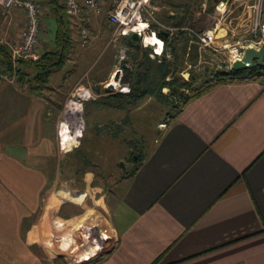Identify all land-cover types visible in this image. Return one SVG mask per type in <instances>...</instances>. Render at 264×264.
Listing matches in <instances>:
<instances>
[{
  "label": "crops",
  "instance_id": "0c3cea01",
  "mask_svg": "<svg viewBox=\"0 0 264 264\" xmlns=\"http://www.w3.org/2000/svg\"><path fill=\"white\" fill-rule=\"evenodd\" d=\"M34 1L57 32L54 0ZM25 23L24 11L4 21L0 9V45L18 43ZM52 36L41 37L40 54L55 49ZM2 94L28 113L0 131V264H62L47 246L50 220L76 215L64 216L66 198L41 167L52 157L53 99L0 81ZM144 155L109 209L99 201L118 238L89 264H264V76L190 99Z\"/></svg>",
  "mask_w": 264,
  "mask_h": 264
},
{
  "label": "rangeland",
  "instance_id": "374dc122",
  "mask_svg": "<svg viewBox=\"0 0 264 264\" xmlns=\"http://www.w3.org/2000/svg\"><path fill=\"white\" fill-rule=\"evenodd\" d=\"M215 1L145 0L141 20L149 21L152 31L169 34L164 40V54L155 58L153 48L144 46L143 40L137 43L138 51L129 46V37L115 40L113 34L118 26L109 20L115 0L101 13H92L87 19L92 38L85 46L81 38L82 19H71L78 25L73 30L75 43L67 64L53 73L50 89L44 93L46 99H53L51 103L55 108L51 109L50 116L52 157L47 160L48 164L41 166L52 177L55 194L66 198L64 216L76 215L68 222L57 215L53 216L54 221L50 220L51 242L47 246L62 264H89L114 248L118 235L106 227L99 201L105 199L104 205L109 209L111 197L121 194L124 181L139 160H143L160 132L166 130L169 121L185 105L182 97L173 96L168 88L162 89L163 98L158 97L161 80L155 75L156 65L166 60L173 76L192 83L190 90H184V96H193L207 83L215 82L217 72L232 70L229 51L216 53L203 49L198 37L216 30L220 38L227 35L218 41L220 45H230V50L264 38V3L260 7L262 23L255 35L258 11L253 9L254 0L229 3L226 12L217 10L223 1L213 8ZM46 17L47 12H44L45 28L41 37L53 34L54 39L55 21ZM150 38L145 40L146 44L153 42L148 46L162 45L161 40ZM124 51L128 60L122 62ZM147 53L154 64L148 66L151 70L146 82L137 88L134 87L135 71ZM147 65L146 62L143 69ZM117 70L124 71L123 79L129 76L127 81L121 82L122 86L110 85ZM171 79L172 75L167 80ZM14 103L7 108V97L4 94L0 97V131L28 113L24 102L15 100ZM71 133H80L81 137L67 150L63 141L64 138L70 141ZM55 178L58 180L54 181Z\"/></svg>",
  "mask_w": 264,
  "mask_h": 264
},
{
  "label": "built area",
  "instance_id": "2783aa9c",
  "mask_svg": "<svg viewBox=\"0 0 264 264\" xmlns=\"http://www.w3.org/2000/svg\"><path fill=\"white\" fill-rule=\"evenodd\" d=\"M110 1L111 0H59L60 4L65 8L66 13L70 17L76 18L79 21L80 19L84 21H80L82 26V46L88 44L92 38V28L87 19L92 13H101L103 8ZM243 1L245 0H225L220 3L217 10L226 12L225 10H227V5L229 3ZM254 3L256 5L253 9H256V13L258 11L255 16L254 25V34L257 35V30L262 23V10L260 7H262L264 0H254ZM0 9L4 12V21H7L15 10H22L26 14V23L21 32L20 41L10 46L12 68L10 70H5L0 66V81L27 89L28 83L27 81L19 80L18 70L20 69V64L22 62H36L41 58V54L38 50L41 44V36L45 28V22L42 18L44 13L43 8L34 0H0ZM144 9L145 0H115L113 8L109 12L110 22L113 25L118 26L117 32L113 34L115 40H118L120 37H130L132 34H139L142 40H145L146 36L150 35H152V37H155L156 35L159 36L156 31H152L151 23L149 21L141 20V14ZM123 26L128 29H124ZM136 30H138V32H136ZM226 36L227 35H223L220 38V36L216 34V30H209L205 32L203 36L198 37L201 41L199 45L203 49L208 48L216 53H228L229 51L228 56L231 66H233L235 62L243 60L246 49L256 48L259 50L264 47V38H262L259 41H252L251 44L246 47L230 50V45H220L218 41L219 39H224ZM159 38L161 37L159 36ZM162 40L165 43L164 39ZM153 51H156V49H153ZM162 53L163 50L161 51V54ZM152 57L155 58V54H153ZM121 60L122 62L128 60L126 51L121 53ZM118 72H121L122 78L124 77V71L117 70L113 75V80H115V76ZM121 82L122 81L119 83L121 84Z\"/></svg>",
  "mask_w": 264,
  "mask_h": 264
},
{
  "label": "trees",
  "instance_id": "16d2710c",
  "mask_svg": "<svg viewBox=\"0 0 264 264\" xmlns=\"http://www.w3.org/2000/svg\"><path fill=\"white\" fill-rule=\"evenodd\" d=\"M221 1L225 0L215 1V3L212 4V7L215 8L216 5ZM53 3L56 10L58 24L55 38V49L43 52L41 54V58L36 62H22L20 64V69L18 70L19 80L27 81V91L29 94L34 96H43L44 93L50 89L53 73L62 69L67 64L69 59V51L71 49L70 30L68 28L69 15L66 13L65 8L60 4L59 0H54ZM64 15L66 17H64ZM128 39L129 46L138 51V44L135 42H131L130 37ZM136 57H138V55ZM143 58L144 60L142 64H139L138 68L135 71L134 87L137 88L142 87L143 83L146 82L151 70V67L148 66L154 64V61L150 59L148 53ZM146 62L148 65L145 67V69H143ZM0 66L5 70H10L12 68L11 51L7 47L1 45ZM155 75H159L161 80V85L158 89L159 98L164 97V95L162 94V89L168 88L173 96L182 97L181 99L184 101V104H186L190 99L202 95L203 93L211 90L213 87L217 86L220 83L232 81L239 78L264 76V68L252 69L243 73H238L233 70H231L230 72H217L215 74V82L207 83L205 88L195 91L193 96H184V90H190L192 88V83L186 82L182 78L173 76V74L169 71V63L166 60L156 65ZM170 75H172V79L167 80ZM192 79L194 80L195 78ZM146 86L148 87L149 84H147ZM139 161L140 162L137 164L136 168L130 173V177H132L137 172L138 166L143 160Z\"/></svg>",
  "mask_w": 264,
  "mask_h": 264
},
{
  "label": "water",
  "instance_id": "95a60500",
  "mask_svg": "<svg viewBox=\"0 0 264 264\" xmlns=\"http://www.w3.org/2000/svg\"><path fill=\"white\" fill-rule=\"evenodd\" d=\"M168 33L161 32L159 36L162 39L168 38ZM131 42L140 43L142 38L139 34H132L130 36ZM263 69L264 68V47L260 48L259 50L256 48H248L245 50L244 58L242 61H237L233 64L232 70L238 73L247 72L252 69ZM125 69H127L125 67ZM129 76H126L124 79L121 77V72H118L115 76V81H127ZM112 88V87H111ZM113 89V88H112ZM124 167V164H122Z\"/></svg>",
  "mask_w": 264,
  "mask_h": 264
},
{
  "label": "bare ground",
  "instance_id": "6f19581e",
  "mask_svg": "<svg viewBox=\"0 0 264 264\" xmlns=\"http://www.w3.org/2000/svg\"><path fill=\"white\" fill-rule=\"evenodd\" d=\"M136 32H138V30H136ZM147 37H151L150 38V40H154V41H156V40H161L162 41V45L160 46V45H158V47H156V46H154V45H152V46H148L149 44H151V43H153L152 41H150V43H148V41H147V44L145 43V40H148L147 39ZM145 40H143V45L144 46H146V47H153V49H156V51H153V54H155V56H161L162 54H164V49H165V43L163 42V40L161 39V38H159V36L158 35H156L155 37H152V35H150V36H146V39ZM154 44H156V43H154ZM163 50V53L161 54V51ZM112 84H114V85H116V86H120L121 84L118 82V81H115V80H113V82L110 84V85H112ZM122 86V85H121ZM81 130V129H80ZM75 135V136H74ZM81 137V134L80 133H78V134H74V133H71L70 134V138H71V140L69 141L67 138H64V143H63V145L66 147V149L68 150V149H70L76 142H77V139H79Z\"/></svg>",
  "mask_w": 264,
  "mask_h": 264
}]
</instances>
